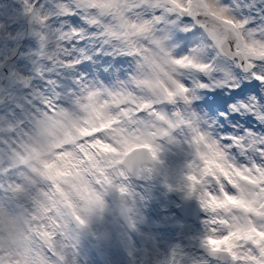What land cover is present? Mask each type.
I'll list each match as a JSON object with an SVG mask.
<instances>
[{
    "label": "snow or ice",
    "instance_id": "snow-or-ice-1",
    "mask_svg": "<svg viewBox=\"0 0 264 264\" xmlns=\"http://www.w3.org/2000/svg\"><path fill=\"white\" fill-rule=\"evenodd\" d=\"M236 3L244 7L248 5L250 18L245 20L237 18L231 11L229 6H220L219 10L231 19L232 23L224 24L220 31L224 39L221 40L216 36L210 35L204 31L199 37V46L205 43L207 48L215 52V56L210 57L206 62L201 61V54L198 47L190 49L191 55L177 54L173 57L174 61L190 60L194 65H206L201 70L199 67L180 68L182 72L181 83L187 92L181 96L187 97L192 89L183 83L182 78L187 75L194 79V73L202 71L204 75L212 77L214 72L219 73L222 69L217 67V59L223 57L230 60L245 73L248 79H255L264 84V71L260 68L264 67V0H236ZM210 7L215 6L214 2L210 3ZM235 5L232 6L234 8ZM67 15H79L84 19L87 31L82 29H74L69 34L72 39L69 40L65 35L62 40V46L59 58L67 65L69 63H79L76 59L77 53L72 52L74 46H82L84 38L95 41L98 50H111L114 53L124 52L137 59L140 53L145 50V46H150L154 39V34L163 32L169 24H174V35L171 45L176 46L183 43L184 50H189V45L193 42L192 28L186 30L191 36L184 35L179 30L181 25L176 23L181 18H189L193 27L204 26L197 23V13L188 0H73V3L65 10ZM63 18V17H62ZM59 34L52 37L57 39ZM179 67V65H177ZM214 80L209 79L207 83L199 81V87H213ZM228 89H240L243 78L230 74L227 78L221 77L219 81H215ZM83 87V85H82ZM124 90V84L119 85V91ZM85 96L83 102H86L89 96L102 97L107 100L110 106L116 108V113L121 123L128 120L124 116L121 109L134 110V118L129 121L131 129L136 127L137 118L142 113H151L158 115L156 105L140 110V104H121L116 107L112 103V96L109 90L102 86L93 88H84ZM130 94V93H129ZM256 108L248 105L250 111H264L259 108L258 101ZM49 113L55 111L58 106L49 101L45 106ZM233 111H242L243 105L239 108L229 105ZM221 116L227 117V112H222ZM161 119L165 120L164 116ZM110 131V130H109ZM162 130L155 131V138L158 135H166ZM97 136L103 143H111V137L107 131L98 133ZM94 142L96 137L87 138ZM28 141L13 144L9 149L11 160L6 166H0V192H5L6 197H0V203H7L9 208H21L30 218L29 227L35 228L37 234L41 231L40 225L43 223L48 231L56 230L57 235H63L56 229L58 220L54 221L52 217L55 213H50L49 218L40 221L35 218L32 204L38 193L47 191L49 195L56 192V184L49 183L47 189L36 187L31 178L22 170L24 168L23 161L28 153ZM196 143L199 145L198 152L200 163H194L193 173L188 176L191 182V190L199 191L200 200L203 207L212 215V219L208 222L209 234L204 239V244L213 257H229L234 264H264V237L259 233H264V166L260 164L238 165L234 162L231 149L235 146L231 137L227 134H217L213 136L211 133L197 137ZM260 155L264 157V144L260 146ZM58 152L63 149H58ZM92 155L97 154L96 148H88ZM152 155L157 158L156 149L152 148ZM100 157L97 156V159ZM81 159L87 165L88 161L81 153ZM3 162L0 161V165ZM57 165L58 161L53 158L52 161L42 162L44 175L50 171L49 165ZM51 171H55L53 167ZM96 178L100 180V184L104 183V178L99 173H95ZM243 177H247L244 179ZM92 179V185L99 188L100 184L97 179ZM63 186V185H61ZM235 189V194L233 192ZM120 191L126 192L121 186ZM87 195V194H84ZM27 196L32 204L29 205L22 201V197ZM229 198L240 203L233 205L228 203ZM3 249L0 248V264H9L2 254ZM48 259L56 257L53 249L47 250Z\"/></svg>",
    "mask_w": 264,
    "mask_h": 264
},
{
    "label": "rangeland",
    "instance_id": "rangeland-1",
    "mask_svg": "<svg viewBox=\"0 0 264 264\" xmlns=\"http://www.w3.org/2000/svg\"><path fill=\"white\" fill-rule=\"evenodd\" d=\"M8 1V8L7 11L8 14H4L3 12V5L0 8V28L4 31L3 37L0 33V77L4 74V69L2 65L6 60L10 61V66L12 65L13 61V68H17L20 63L24 62L22 66H20V76L19 79H16L14 77V84L10 87V91L14 92V97L19 98L20 95L23 99H25V92H27L29 88V84L33 83V80H41L40 82L44 85H47L45 87L46 90L48 89V85H50L47 81L42 80V78L39 76V72H45V68L42 65L50 63L54 64H60L62 66V60L59 58L60 49L62 46V40L65 34V28H68L71 25V20L65 19L71 15L66 14V9L69 7L71 3H73V0H6ZM233 1V2H232ZM189 4L192 5L194 10H199L198 14L204 13V14H212L216 16L220 21V19H223L227 21L229 24L232 23L231 19L226 18V16L219 10L220 6H229L233 14L237 18H243L245 20H248L250 18L249 11H248V5L245 4L242 8V11H239L238 5L236 4V0H188ZM215 4V6L210 7V3ZM232 3L235 5L234 8H232ZM1 5V4H0ZM37 9V12L35 15L30 19L27 20L29 24L33 25L32 27H29L27 29V32H24L26 27V17L23 15V12L25 10L27 11H34ZM44 10L49 11L48 15H43ZM17 15V16H16ZM61 16L63 18H61ZM77 19V22L79 24V29L85 28L87 29V26L85 25L84 19L80 17L79 15H72ZM53 21H50L51 19ZM45 20L47 22H45ZM62 20V21H61ZM176 23L180 24V31L184 35H188L187 28L192 27V22L189 20V18H181L176 21ZM204 25V24H203ZM50 28H53L50 32ZM211 33L210 35L216 36L219 39H223V35L216 27H211ZM74 29H78V26L74 25ZM169 30L170 33H168L166 30ZM174 24H169L167 28L161 32L154 34L153 42L150 46H145V50L140 53L139 59L134 58L135 65H136V75L133 77L130 73V66H127L126 69L128 71L127 78L118 80L116 78L113 79V88L109 89L106 87V89L109 90V94L112 96V94L117 96H122L125 100H127V104H140V110H143V108L148 107L151 108L153 105H156V111L158 112V115H151V113H145L144 116L137 118V127H135L132 130L128 131L129 137L123 138L121 133H117V137L119 142H121L124 146V153L130 152L134 147H140L146 148L149 150L150 155L152 157V163L145 166V170L147 171V175L142 178L139 182H136L134 179L131 178L125 171V168L122 166V160L125 156H123L118 159V165L117 168L121 169V172H113L109 169H99L98 167L104 162L106 155L111 151L110 149L106 148L105 151L102 149H98L96 155H92L91 159H87L88 163L85 166L86 173L90 179V177L95 178V173H99L100 176L104 178V183L100 184V180L97 179V183L100 184L99 192L104 196V198L108 197V201L112 208L114 210H117L120 208V201L118 200L117 193L118 188H116L114 181H124L127 184L126 189V196L130 200V202L138 203L141 207H143L141 204L146 203L149 201L150 196L146 195V192L143 191L142 188L139 187V184L141 182H146L150 178L151 180V186L152 189L155 191H161L164 188L167 187L168 184H171V180L166 177L165 181H161L157 175H158V167H161L165 164V161L171 162V164L175 165L179 158H184V153L186 151H191L189 149V143L193 145V151L194 155L199 157L198 147L199 145L196 143L197 137L208 134V132H211L213 136L219 134L214 129L212 130L210 128L212 121L207 123L206 121L200 120L198 121V118L200 117V114L202 113L201 110L193 111L191 108L192 101L195 103V99L192 93H190L187 97L181 96V94L187 92V89H185L181 83V77L182 72L180 71V68H188V67H199L201 70L205 69L206 65H194L192 61L185 60V61H174L173 57L177 54L180 55H189L191 45H189V50H184L183 45H176L175 47L171 45V40L174 35ZM185 31L184 33L182 31ZM58 35L57 39H52L53 36ZM70 40V39H69ZM30 44H34V46H31ZM111 51V50H110ZM102 52V51H98ZM112 52V51H111ZM112 53H109L110 55ZM119 55H123L124 53L120 52L117 53ZM126 55V54H124ZM127 56V55H126ZM215 56V52L210 48H205V51L202 52L199 59L201 61H207L210 57ZM221 62L219 64L218 62ZM41 62V64H40ZM39 65H36V64ZM217 67L222 69L219 73H216V77L214 80V85L216 84L215 81H219L221 77L227 78L228 75L234 74L237 77L246 78L245 73L242 71V69H239L238 73V66H236L233 62H231L228 59H225L223 57H220L216 61ZM71 64V63H69ZM179 65V67H177ZM10 70V69H9ZM261 71H264V67L260 68ZM242 71V72H240ZM194 78L197 75H202L207 81L209 79H212L213 77L204 75L202 71H197L194 74ZM31 78V81L29 83H26L25 80ZM248 79V78H247ZM91 83H89V86L86 85L85 87L93 88L98 85V82H96L94 79L90 80ZM183 83H185L188 88L195 90L197 87H193V85H190V81L194 82V79L192 77H189L185 75L182 78ZM249 83H254L257 86V89L251 93H247L245 96L240 97L230 103V105L236 106L237 108L241 105H252L253 107H257V104L254 103V101H258L259 108H264V84H261L260 81L255 79H248ZM128 84L130 85L133 83L136 86L140 87V90L143 92V95L140 98H130V94L123 91H119V85L120 84ZM248 84V83H243ZM242 84V85H243ZM220 85V84H217ZM83 87L78 93L76 97V104L79 103H86L88 104V100L86 102H83L85 91ZM105 87V86H103ZM198 88H200L198 86ZM225 92L222 94L217 95H224L229 91L228 88L224 87ZM211 90H213L211 88ZM165 98H171L174 102L177 103L178 109L177 111H171L168 112L166 109L161 105V101ZM204 95L199 97L203 101ZM9 101L8 95H1L0 102L7 103ZM28 101V107L30 108V100ZM102 101L104 104H106V100L102 98ZM200 107V106H199ZM90 111H91V107ZM0 110L5 111V108L2 106V103H0ZM124 111H130L132 116L134 117V110L131 109H123ZM229 110L233 111L230 107ZM241 112V111H239ZM91 113H99L101 112H95L92 111ZM249 115H253L252 112H248ZM258 113L260 117H258L259 122H264V111H260L258 109ZM2 114V113H1ZM105 117H109L110 121H112L113 116H108L106 114H103ZM125 116H127L125 114ZM148 116H151L156 119V121H153L152 123L141 121L144 119H147ZM161 116H164L166 119H161ZM255 116V115H254ZM131 117V116H130ZM177 118V119H176ZM214 118V119H213ZM213 121L218 124L219 129L222 130L221 125L217 122L215 115L213 114ZM211 120V119H210ZM116 124V121L113 120L111 122V125ZM173 125L176 126V129L181 130L182 128L186 130V132L189 134V137H186L182 134V132H179V136L169 137L167 142L163 141L162 135L159 136V143L157 145H154L156 152H157V158H155L152 155V148L145 144L146 138H151L152 140L157 139L155 138V131L162 130L166 133L173 131ZM231 126H235V130H240L242 132L241 140H243V144L239 141V137L233 135V134H227L225 132L221 134H227L230 135L231 139L234 140V149L232 150V158L234 162H236L240 166H244L245 164H260L264 166V157L260 155V145L264 144V130L263 124L260 123V129L255 128L254 124H245L243 122H237L236 124L231 123ZM113 127L110 126L109 129L111 130ZM213 128V127H212ZM103 129H106V126L103 124H99L95 129H89L86 131V133H92L96 131H102ZM2 134V130L0 132V136ZM191 137H194L191 139ZM13 144H18L15 140L10 139L8 141L0 140V150L9 151V149L12 147ZM232 148V149H233ZM184 150V153L181 155L180 153ZM245 151L248 152V157L245 156ZM234 152V153H233ZM188 156H190L189 153H187ZM97 156L100 158L97 159ZM29 157H26L23 161L24 163H29ZM23 163V164H24ZM82 164H84V160L82 159ZM85 165V164H84ZM90 165L91 168L88 166ZM95 171V173H94ZM167 172L166 168L164 170ZM192 172L186 174L187 180L188 176L191 175ZM247 178V177H243ZM92 181V179H90ZM174 181V180H172ZM189 181V180H188ZM190 182V181H189ZM191 183V182H190ZM133 190V191H132ZM235 190V189H234ZM1 197H6L3 192H0ZM23 202L27 203L29 202V198L27 196L21 198ZM94 200V199H93ZM229 201H232L231 198H229ZM94 206L95 208H99V214L98 216H95V220L98 222L101 230L98 233V235H92L95 239L90 244H84L87 250H90L94 260L98 264H113L110 259V254L112 252H116V254L120 255V252L117 250V246L120 244L119 238L116 236V228L114 229L113 234L108 235V232L105 231L103 224L104 219L102 217V212H107V207L98 200V203L94 200ZM185 203H192L194 205V202L192 201H186ZM184 203V204H185ZM123 204V203H122ZM155 205L160 206V203H154ZM162 206L166 207L167 204H164L161 202ZM173 203H171L172 205ZM71 205V203H70ZM170 205V207H171ZM69 206V205H68ZM66 206V207H68ZM125 204H123V207ZM195 207H197L195 205ZM87 208H89V203L84 206L82 209L85 211ZM144 208V207H143ZM11 209V218L14 224V235L16 234H24L26 230H28L27 226L28 221L24 222L25 214L26 212L21 208H15ZM168 210L169 208L166 207ZM202 214H200L199 219L197 221L189 222L182 218H179L183 222H188L190 224H200L202 216H203V210L200 208H196ZM67 212L68 217L70 216V213ZM137 208L132 206L127 211L129 217H133L136 213ZM73 215L76 217L71 221V225L74 229V231L78 234L79 238L82 240H85V233L88 234L89 230L92 229V224L80 217V215L76 214L75 212ZM82 219V220H79ZM67 226L69 227V221H67ZM160 227V224H158ZM26 229V230H25ZM130 231H132L134 234L139 233L136 226H129ZM261 237H264V233H259ZM35 239L31 237L24 238L22 243H20L21 246L27 247L29 250H35L39 253L47 254L48 246L45 244L44 239L43 244L36 239H42L38 234H35L33 236ZM183 237V236H182ZM96 239L98 241H96ZM25 249L22 247L21 249L25 250L26 252H29L28 249ZM169 247L164 250V254L166 255L167 250ZM201 255L206 257L207 259L211 261H215L219 264H234V262L229 257L219 256V257H213L211 253L208 251V249L205 248H198V250ZM100 252H104L105 255L103 256L100 254ZM164 257V256H163ZM56 261L61 264V260L57 258ZM161 258H156V260H152V256L149 252V250L145 246H141L138 249V258L136 264H159Z\"/></svg>",
    "mask_w": 264,
    "mask_h": 264
},
{
    "label": "bare ground",
    "instance_id": "bare-ground-1",
    "mask_svg": "<svg viewBox=\"0 0 264 264\" xmlns=\"http://www.w3.org/2000/svg\"><path fill=\"white\" fill-rule=\"evenodd\" d=\"M1 4L3 5V12H7L9 10L8 4L6 2H3L2 0ZM238 8L240 9L239 11L243 10L239 4ZM222 23L223 25L229 24L225 21H222ZM194 42L197 41L193 40L191 44H193ZM88 46H92L91 52L88 50ZM204 46L206 47L205 43H202L200 46L198 45V51L202 52ZM79 50L81 51V54L78 53ZM97 50L98 46L96 45L95 41L84 38L82 46H74L72 48V52L78 54L76 56L77 60L81 59L80 57H90L92 59L91 66H74L73 71H68L66 67H59L54 64L53 70L54 72L59 74L60 78L56 77L54 82L50 84V86L57 87L56 84L59 83H62V85L69 84L74 80L76 81L77 79H79L81 75H85L86 80H81L79 83V85L82 87V85L86 84L94 74L96 75L95 78H97L101 82L98 83V85L103 87V83H106L108 81L106 78V82H104V78L100 72V67L98 65L100 55L96 54ZM117 57L118 56H115L113 60H115ZM129 59L131 60V58ZM218 63L221 64L220 60ZM23 64L24 62L21 63V65ZM102 65L103 68H107L106 65H109V61H103ZM50 67V65L47 66V68ZM3 68L6 71L8 70V72H5L3 74L0 81V97L3 93H10V103L7 106L9 115H0V129L7 128V130L12 132V134H9V132L6 130L5 135H1L2 139L8 141V138L11 137V139L15 140L17 143L25 142L29 139V150L26 157H29L30 159L29 169L32 170V173L25 172V174H27L31 178L32 183L36 187L41 189H47L48 186L43 184V179L48 178L51 183H55L56 180H59L60 183L56 184V192H63L64 196L70 201L72 209L78 215H80V217L88 220L92 224L91 230L98 233L100 230V226L92 216V214L95 213L97 207L95 208L93 203L94 200L92 199V197L98 196V194L100 193L89 181L84 172L83 165L80 164L81 153H83L84 157L89 158L90 153L88 151V148H99L102 150L108 148L111 150V152L106 155L104 164H101L100 166L116 168L117 159L121 155L123 144H120L118 141L113 139H111V143H103L99 137L96 138L94 142L89 141L87 139L89 137L81 139V136H78L76 129L84 131L89 127L96 128L95 126L98 124V122H108V119H105L103 114H113L116 117L117 121L115 124L116 131L125 132L123 128L125 122L132 121L134 117L132 116L130 111H125L128 120H126L124 123H121V120L118 118V114L116 113L115 107L110 106L109 102L107 103V105L104 104L102 101V97L93 96L89 98L88 104H82L78 108H74V111L70 110V108H68L65 104L58 102L56 103L58 108L54 112L44 113L46 109L41 107L39 103L35 101L36 98L31 99L30 94L39 96L40 100L48 103L50 99L46 95L38 92V89L44 87L45 85L38 87L37 83L33 84L28 93L25 94L26 100L23 99L21 95L19 98H15V93L9 90L10 86L13 84L9 77L11 75L20 76V69L16 68L12 71L11 68L10 71V65L8 63L4 64ZM114 72L117 78L124 77V69L122 68L120 61H117ZM40 75L44 79L52 78V76L47 73L42 72L40 73ZM61 77H63V80L61 79ZM212 77H216V72L212 74ZM112 78L113 73L110 76V79ZM199 81L207 83V80H205L201 75L195 78L193 87L198 85L197 82ZM105 86H108L109 89H111L109 83ZM204 88H212L216 92L219 90V86H217V84H215L211 88ZM70 89H75L74 83H72ZM125 92H128V88H125ZM130 92L132 98H137L142 94L141 91H139L137 88H130ZM196 94L199 93L196 92ZM27 100L31 101L34 109L27 106ZM112 103L115 104L116 107H119V105L121 104H127L124 99H121L119 97L112 98ZM176 106L177 103L175 104L174 111L177 108ZM89 107H91V111ZM191 108L192 110H196L194 104H191ZM38 111H40L43 115H40ZM92 111L101 112L102 114L98 118L96 114L99 113L94 114L91 113ZM211 112H213V109ZM207 113L210 112L206 107H204L203 113L200 114L199 118L203 121L210 122L212 113L208 115ZM125 114L123 115L125 116ZM3 118L4 122L2 120ZM149 118L151 119V117ZM175 129L176 126L173 125V131L168 132L166 135H162L164 142H167L169 137L177 136L180 131L184 136L189 137V134L185 129H177V131H175ZM116 136L117 133H114V137ZM157 137L158 138L155 140L146 138L145 141L150 146H154L159 143V136ZM68 139L77 140L74 147L62 146V143L64 142H71ZM58 149H63V151L58 152ZM183 153L184 150L180 154L182 155ZM187 153L188 152L186 151L184 153V159H181L176 164L178 168H181L183 170L182 173H180V171L175 166H170L169 176L174 179L173 186L166 191H162L160 195H158V193L154 191H149L150 197L154 201H161V199H166L169 203L173 201V204H175V202L178 200V202L176 203L177 206L180 203H184L186 201H195L200 207H203L200 200L199 191L193 192L191 190V183L186 178V174L190 172L193 173L192 165L194 163H200V159H198V157H196L194 154L192 155V158V156H188ZM11 158L12 157L10 151L0 150V161L3 162V164L0 166H6L7 163L10 162ZM53 158H55V160L58 161L59 164H50V171L47 175H44L42 162L52 161ZM53 167L55 168L54 172L51 171ZM160 180H163L162 176L160 177ZM115 186L119 190L121 186L125 188V185L119 182H116ZM117 197L120 201V208L114 210L104 198V204L107 207V212H102L105 225H116L118 235H120L124 239L121 248L123 254L126 257L124 259H121L116 254H112L111 259L113 264H136L135 261L138 256V248L140 244H142V242L137 236L128 233L126 227L129 226H136L138 232L144 239V245H146V248L149 250L152 256V260L161 258L159 261L160 264H216L215 262L210 261L209 259L200 255L197 251L198 248L207 249L204 244V239L209 234L208 222L213 218L205 208L204 211L207 213V216L203 220H201V227L195 225H187L185 224V222L176 217L174 220L165 221L166 226L165 224H163L160 229L151 228L152 230H150L149 226H153L155 221L161 223L163 222L161 220H155L148 210L141 208L136 204H129V199L121 191L117 193ZM80 198H82V202L84 204L89 203V208H87L85 211L82 210L85 205L80 201ZM101 198L102 196H100V199ZM232 201L233 205H237L240 203L239 201ZM122 203L125 204V208H131L132 205L137 206V211L133 216L134 220H131L130 217H127V214L124 211L125 208H123ZM56 205L57 202L55 200L54 194L49 195L47 191L38 193L35 201L32 204L35 218H37L38 220H46L47 218H49L50 213L53 212L55 213V215L52 217V219L54 221L58 220L56 229L62 232L63 235L58 236L56 230L48 231L43 223H41L40 225L41 231L39 232L46 240L50 249H53L55 251V258L62 259L64 264H97L92 260L91 255L87 251L81 252L80 240L75 236V233L67 227V221L59 213ZM172 206L174 207V205ZM156 207H158V205H156ZM8 209L9 208L7 206V203H0V248L3 249L2 254L5 256V259L9 262V264H59L56 259L52 258L49 260L47 254H27L18 245H16V237L11 236L14 227ZM154 214L156 215L155 212ZM138 219L139 222H136V220ZM28 229L30 230V232L37 233V230L35 228H31L28 226ZM168 247L169 249L167 250L165 255L163 251Z\"/></svg>",
    "mask_w": 264,
    "mask_h": 264
}]
</instances>
